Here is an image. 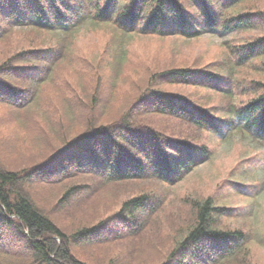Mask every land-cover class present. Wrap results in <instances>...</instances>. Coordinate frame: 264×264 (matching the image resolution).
Listing matches in <instances>:
<instances>
[{
	"label": "trees",
	"instance_id": "obj_1",
	"mask_svg": "<svg viewBox=\"0 0 264 264\" xmlns=\"http://www.w3.org/2000/svg\"><path fill=\"white\" fill-rule=\"evenodd\" d=\"M247 1L0 0V42L18 32L45 39L37 45L31 40L29 46L10 50L3 57L0 109L9 111L13 125L23 126L33 119L37 128L31 137L36 139H42L37 120L47 115L50 97L60 98L65 114L77 123L75 129L71 127L75 131L72 136L50 146L27 165L13 164L16 140L0 144V264H91L75 256L76 248L109 245L128 234L138 237L167 203L165 188L180 184L207 162L213 141L225 142L238 129L264 146V79L245 74L249 69L250 74L264 75V60H259L264 58V9L248 7ZM105 25L119 40L129 35L198 39L205 34L261 31L233 45L230 38L221 41L228 51L221 60L152 72L137 85L140 94L108 118L100 115L98 106L107 102L103 89L81 103L76 95L60 93L59 86L65 88V83L59 80L58 70L69 63L79 64L80 70L93 67L77 56L71 44L82 30ZM113 52L112 61L123 59L121 45ZM46 86L53 89L48 95ZM181 88L202 94L196 92L198 98L192 97ZM213 96L216 101L212 102ZM37 110L44 116L30 117ZM153 116L173 123L158 128L146 121ZM64 119L49 115L45 122L53 132L45 125L42 130L54 135L52 123L63 128ZM74 177L85 179L81 182ZM137 182L149 185L139 187L95 222L65 227L64 220L59 221L61 214L74 218L80 206L105 187ZM43 186L47 193L61 186L59 198L44 201L35 196L32 190ZM79 191L82 193L75 202L63 205ZM180 201L188 205L191 217L179 220L173 242L157 264H250L247 247H264V230L233 225L238 217L229 204L216 203L210 195L182 197ZM51 203L53 207L46 209ZM59 204L63 208L58 209ZM53 208L60 211L53 215ZM221 219L228 220L227 224ZM13 236L28 256L23 262L4 248L6 238ZM144 252L114 264H143L152 257L151 250ZM106 262L94 264H113Z\"/></svg>",
	"mask_w": 264,
	"mask_h": 264
},
{
	"label": "rangeland",
	"instance_id": "obj_2",
	"mask_svg": "<svg viewBox=\"0 0 264 264\" xmlns=\"http://www.w3.org/2000/svg\"><path fill=\"white\" fill-rule=\"evenodd\" d=\"M246 5L264 9V0H248ZM260 31L234 32L227 34V36L222 33L205 34L198 39H185L177 35H129L126 39L119 40L118 35L110 29V26L84 29L75 36L71 47L77 56L91 62L93 67L80 70L79 64L69 63L65 66H59V80L65 83V88L59 86V91L68 97L76 95L79 98L77 100L83 103L89 101L94 96V92L100 93V89H103L107 102H105L106 105L103 102L99 103L100 115L108 116V118L115 117L131 100L140 94L137 85L146 81L152 72L160 71L172 65L201 64L221 60L224 54L228 52L222 46L221 41L230 38L233 45L259 34ZM31 40L37 45L43 43L45 39L18 32L11 35L9 39L1 41L0 62L8 52H11L10 50L25 48L29 46ZM118 45L124 49L121 56L123 59L120 58L115 62L111 60V55H115L113 49ZM14 47L15 49H11ZM259 60L262 61L264 58ZM251 72L252 70L249 69L245 71L246 75L249 74L247 77L264 79V75H253L250 74ZM97 80L98 84L95 83ZM181 89L196 98H198V94H202L200 90L193 88ZM52 90L50 86H46L45 93L48 95ZM54 93L53 91L51 95ZM50 98L46 102L47 115L44 118L39 117L37 120L41 126V128L38 127L37 132L45 141L31 137L37 128L33 119H29V124L23 126L13 125L10 122L11 117L7 116L9 111L0 109V126L2 125L0 127V144H11L14 140L17 141L11 155V158L16 159L13 163L16 164V167L38 160L50 146L59 144L62 139L66 136H72L75 132L77 123L65 114L60 106L59 100L61 99ZM211 101H216L214 96ZM98 102H101V99ZM40 114L43 115L37 110L30 117L33 118ZM52 114L56 118L60 115L64 116L65 124L63 128H59L55 123H52V126L56 128V133L48 135L42 130V125L49 127L45 119H48L49 115ZM149 120L152 121V125L158 128L173 123L156 116L146 121ZM59 124L62 126L61 123ZM50 130L53 132L51 128ZM36 144L39 145L34 147ZM31 147L33 150H30ZM210 148L212 155L207 162L200 165L180 184L173 188H165L167 203L159 213L154 215L149 225L144 227V231L138 237L132 236L134 234H128L122 240L111 242L109 245L78 247L74 252L75 256L91 264L101 260L114 264L122 263L125 258L132 255H145L144 251L149 249L154 258L147 259L143 264H157L170 248L173 242L172 238L179 229V220L184 221L191 217L188 205L182 204L180 201L182 197L201 199L210 195L216 203L229 204L233 207L232 214L238 217L233 219V225L252 226L264 230V146L244 137L241 131L237 129L228 136L225 142L213 141ZM36 177L32 176L34 179ZM73 179L83 182L85 178L74 177ZM147 185L149 183L137 182L105 187L99 194L82 204L80 213L74 218H71L70 215L61 214L59 221L64 220L62 225L65 227L80 225L82 222L93 223L97 218L115 210L117 203L123 198L138 192L139 187L147 188ZM61 186L51 193H47L48 188L44 186L43 189L34 188L32 192L37 197L41 196L44 201H54L57 197L59 198ZM153 187L156 188L158 185L153 183ZM81 193L82 191L72 194L67 199V204L64 203L63 205L67 207L72 204ZM45 194H48L47 199L44 198ZM226 195H230V199H227ZM43 200H39V202L48 206V203H44ZM52 207L51 203L46 209ZM57 207H59L58 209L63 208L60 204ZM58 209L53 208L52 214H57L60 211ZM242 217L244 220H239ZM78 219H80L79 222ZM223 222L227 224L228 220H223ZM118 226L126 229L122 224ZM4 248L13 252L12 255L15 257H21L20 261L22 262L28 258L24 254L22 243L14 236L6 238ZM246 253L250 264H264V247L251 245L247 247Z\"/></svg>",
	"mask_w": 264,
	"mask_h": 264
}]
</instances>
